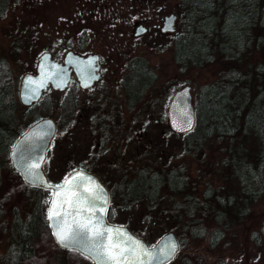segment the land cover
Listing matches in <instances>:
<instances>
[{"label": "rangeland", "instance_id": "rangeland-1", "mask_svg": "<svg viewBox=\"0 0 264 264\" xmlns=\"http://www.w3.org/2000/svg\"><path fill=\"white\" fill-rule=\"evenodd\" d=\"M179 1L10 0L6 12L0 16V56L9 60L10 73L18 83L26 72L35 69L45 50H50L57 59H63L68 50L100 54L106 77L89 89L75 84L77 100L71 116L62 106L67 95L64 91L48 90L50 108L38 107L59 124L46 171L51 181L59 183L72 170L89 167L113 191L115 220L130 226L150 243L170 230L174 199L168 196L153 208L142 201L127 204L119 190L124 179L144 166L183 165L189 189L193 191L227 185L224 142L209 139L199 149L189 151L184 145V134L169 126L168 107L174 92L190 84L195 98L203 84L215 81L226 68L220 58L189 68L176 62L172 41L180 28ZM170 12L178 14L177 28L163 32L164 16ZM140 24L146 31L136 35ZM84 29L88 42L80 49L79 34ZM133 56L147 58L156 79L141 100L130 107L123 81L130 71L127 62ZM17 98L19 128L36 119L39 111L32 108L36 110L32 112L30 106L22 104L18 92ZM0 166V259L3 260L7 258L4 243L9 242L6 230L17 217L27 220L34 214L39 190L24 182L12 166L11 155L2 158ZM42 192L46 213L51 190ZM263 219L264 196L256 201L245 223L236 224L225 234L218 248H210L208 238L195 239L191 249L180 250L179 257L168 264H183V258L189 255L195 257L194 264H264V235L258 233ZM44 232L36 239L35 256L24 264H90L82 254L58 250Z\"/></svg>", "mask_w": 264, "mask_h": 264}, {"label": "trees", "instance_id": "trees-1", "mask_svg": "<svg viewBox=\"0 0 264 264\" xmlns=\"http://www.w3.org/2000/svg\"><path fill=\"white\" fill-rule=\"evenodd\" d=\"M9 4L10 0H0V16ZM178 11L180 28L172 41L176 62L189 68L220 58L226 64L221 76L203 84L194 98L196 126L180 134H184L189 151L199 149L209 139L224 142L227 185L193 191L183 165L144 166L124 179L119 190L125 203L142 201L151 208L173 197L170 230L176 232L180 250L191 249L194 240L202 238H208L210 248L215 249L231 228L245 223L256 201L264 196V0H180ZM79 35L78 48L84 49L88 33L84 29ZM127 65L130 71L123 84L133 107L154 83L156 74L143 56H133ZM10 72L9 60L0 56V159L10 155L16 138L29 124L49 114L41 113L38 107L50 108L45 93L30 106L39 111L36 119L17 128L18 82ZM70 95L62 106L71 116L77 99L75 91ZM33 188L39 190L35 213L41 215L44 188ZM36 214L23 226L17 218L20 248L28 254L33 251V240L44 231L41 225H47ZM258 231L264 235V219ZM21 254L19 251L18 256ZM194 259L189 255L182 263L194 264Z\"/></svg>", "mask_w": 264, "mask_h": 264}, {"label": "water", "instance_id": "water-1", "mask_svg": "<svg viewBox=\"0 0 264 264\" xmlns=\"http://www.w3.org/2000/svg\"><path fill=\"white\" fill-rule=\"evenodd\" d=\"M177 19L178 14L175 12L166 14L164 16L161 30L163 32L175 31L177 28ZM145 31L146 27L143 24H140L137 26L135 34L139 35ZM100 68V54L98 52L84 55L75 50H68L63 59L59 60L53 57L50 50H45L39 56L35 71H28L21 77L19 94L20 100L26 105L38 101L43 96V93L47 90L49 85H52L56 89H65L70 82L72 71H75L76 76L83 87L91 86L100 78ZM28 77H32L33 81H29ZM40 81H42L46 86L40 87ZM33 89H36V91H33ZM168 120L170 127L175 132L179 133L189 132L196 126L197 111L192 86L190 84L183 85L174 92L168 107ZM189 120L191 121V127H188ZM57 130L58 124L56 119L53 116H43L31 123L15 140L13 146L19 144L20 148L14 149L12 146L11 149L12 165L14 169L20 173L21 177L27 184L52 189V196L48 209L52 206L53 193L59 190L53 186L61 184L51 181L44 167L51 143ZM40 133H44V135H39ZM30 136L31 139H28ZM14 152L17 154L13 155ZM20 153L43 158L38 174L32 178L35 180V183H30L29 179L25 177L24 169L20 164ZM74 171H82L86 176L92 178V183H98L102 186L103 194L107 200L105 216V223L107 225H113L126 230L131 236L141 241L144 246L153 251L164 247L172 250L173 243L178 245V247L173 251V254L166 260L161 258L159 264L167 263L175 257L180 250L181 243L174 230L164 232L153 244H150L144 237L134 233L129 226L109 222L107 219V210L110 201V193L105 183L95 172L84 167L72 170L67 176L72 175ZM45 181L47 182L46 184ZM98 203H100L102 207L105 206L104 201H98ZM48 221L55 240L58 244H60L52 229V220L49 216ZM61 246L66 247L64 245ZM72 248L78 249L83 254L91 258V254L85 253L84 249L80 245H74ZM93 262L97 264V261L93 260ZM153 264H157V262L153 261Z\"/></svg>", "mask_w": 264, "mask_h": 264}, {"label": "snow or ice", "instance_id": "snow-or-ice-1", "mask_svg": "<svg viewBox=\"0 0 264 264\" xmlns=\"http://www.w3.org/2000/svg\"><path fill=\"white\" fill-rule=\"evenodd\" d=\"M28 80L33 81V78L28 77ZM39 84L40 87L46 86L42 81ZM188 127H191L190 120ZM13 148L19 149L20 145H14ZM42 159L20 153V164L30 183H35L32 178L38 174ZM53 187L59 190L53 193L48 216L52 220V229L57 240L69 248L80 245L85 253L91 254L97 264H153V261L159 264L161 258L166 260L178 247L173 243L172 250L164 247L153 251L126 230L107 225V200L102 186L92 183V178L82 171H74L72 175L65 176L60 185ZM98 201H104L105 206L102 207Z\"/></svg>", "mask_w": 264, "mask_h": 264}, {"label": "flooded vegetation", "instance_id": "flooded-vegetation-1", "mask_svg": "<svg viewBox=\"0 0 264 264\" xmlns=\"http://www.w3.org/2000/svg\"><path fill=\"white\" fill-rule=\"evenodd\" d=\"M85 55V54H84ZM54 57V56H53ZM59 60H62V59H59ZM100 63H101V56H100ZM36 69V68H35ZM35 69L31 70V71H35ZM100 71H101V76L98 80H96L91 86H88V87H83L81 84H80V81L78 80L77 76H76V73L75 71H72V75H71V79H70V82L68 84V86L63 89V90H60V89H56L54 88L52 85H49L47 90L44 92V94L50 90V89H55V90H59V91H64L67 93V97H70L71 95L70 94H73V92H77V89H76V86L75 84H79V86L82 88V89H89V88H92L97 82L99 81H102L105 77H106V74L104 72V70L102 69V63H101V68H100ZM20 82H21V79L18 83V87H17V92L18 94H20ZM74 90V91H73ZM66 95V94H65ZM43 97V96H42ZM127 101H128V104H129V96L127 95ZM20 98V96H19ZM39 101V100H38ZM38 101H35L27 106H31L33 105L34 103L38 102ZM20 102L22 103V101L20 100ZM24 104V103H22ZM26 105V104H24ZM114 121V119L112 120ZM58 124V122H57ZM58 129H59V124H58ZM57 133H58V130L56 132V135L55 137L53 138V141L55 140L56 136H57ZM53 141L51 143V146L53 144ZM51 149V147H50ZM50 149H49V152H48V155H47V159L44 163V167L46 169V164H47V160H48V157H49V154H50ZM1 162H2V159H0V165H1ZM1 168V166H0ZM86 168H89L86 166ZM90 169V168H89ZM100 177V176H99ZM101 178V177H100ZM102 179V178H101ZM103 181V180H102ZM105 183V181H103ZM26 183V182H25ZM27 184V183H26ZM106 187L108 188L109 190V193H110V201H109V206H108V210H107V219L109 222H112V223H119L115 220V215H116V212L114 210V207H113V194H112V189H110V187L105 183ZM51 192H52V189H51ZM51 198V197H50ZM43 205H44V201H43ZM49 206V204H48ZM44 210V206H42V211ZM35 208H34V214H32V216L27 219V220H24V219H21L20 217H17L19 222L21 223V225L23 226V224H26L28 223L29 221L31 222L33 220V218L35 217ZM37 217H42L44 218V220L46 221V224L45 227L46 229L44 230V234L47 235L51 241L53 242V244L55 245V247L62 251V252H75L77 254H82L86 261L89 262L90 264H95L93 262V260L91 258H89L88 256H86L85 254H83L81 251H79L78 249H75V248H68V247H63L61 246L60 244L57 243V241L55 240V237L53 236V233H52V230H51V227L49 225V221H48V207H47V210H46V213L43 211V213H41V215L39 214H36ZM17 219L14 220L13 222V225L8 229L6 230V233H8V236H9V242L8 243H4L5 244V249L7 251V258L1 260L0 259V264H24L23 262H25L27 259H32L35 254H36V239L33 240V251L32 253H25L23 252V250H21L20 248V239L18 237V235L16 234L17 232V227H18V223H17ZM42 226V225H41ZM130 227V226H129ZM150 243V242H149ZM19 251H22V254L21 256H18V253ZM65 256V254H64Z\"/></svg>", "mask_w": 264, "mask_h": 264}]
</instances>
